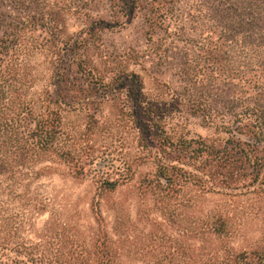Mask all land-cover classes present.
<instances>
[{
	"label": "trees",
	"instance_id": "obj_1",
	"mask_svg": "<svg viewBox=\"0 0 264 264\" xmlns=\"http://www.w3.org/2000/svg\"><path fill=\"white\" fill-rule=\"evenodd\" d=\"M192 1L198 4L182 9L180 0H115V25L111 26H123L124 21L141 14L152 42L150 49L156 56L161 55L160 33L177 40L197 35L202 43L200 54L212 61L210 72L229 81L230 77L222 73L229 45L247 41L253 46L264 39V0ZM185 16L191 18L192 24L182 25L180 21ZM20 17L8 21V14L0 9V192L8 198L0 200V264H264L263 244L243 251L230 246L228 219L222 213L206 211L202 202L197 206L193 200H184L177 207L186 211L199 208L202 216L191 220L184 215L177 224L180 215L176 214L174 204L188 184L197 188L199 198L211 193L237 192L244 189L240 182L249 179L250 168L262 170V105L244 106L234 127L228 129L232 136L223 148L210 146L202 138L183 137L175 142L162 128L154 137L169 157H160L158 149L141 146L159 161L155 173L136 188L134 196L141 204L153 200L163 223L148 221L150 230H140L126 205L117 201L112 207L115 219L110 234L101 211L102 202L98 200L92 206L96 227L82 229L77 221L63 222L61 214L51 213L49 221L36 228L32 216L48 212L47 202L27 199L18 194V189L28 195L31 182L49 170L36 168L46 162L59 160L76 177L85 174L86 163L75 155L77 145L68 138L63 114L88 108L91 100L106 97L100 89L110 84L86 60H64L60 52L52 50L55 43L31 36L39 29L51 31V26ZM83 43V38L78 39L72 47L77 50ZM38 55H47L45 65L53 68L48 85L40 91H36L43 79ZM192 73L189 75L195 77L196 73ZM135 78L136 125L147 134L150 130L146 114L139 112L142 85L139 77ZM255 79L258 86L254 91L259 96L261 78ZM115 80L124 84L126 77L118 76ZM121 168L130 171L125 162H120L116 171ZM102 185L113 194L120 181L108 180ZM14 203L20 205V210L11 213L10 205ZM171 229H175V234H170Z\"/></svg>",
	"mask_w": 264,
	"mask_h": 264
},
{
	"label": "rangeland",
	"instance_id": "obj_2",
	"mask_svg": "<svg viewBox=\"0 0 264 264\" xmlns=\"http://www.w3.org/2000/svg\"><path fill=\"white\" fill-rule=\"evenodd\" d=\"M114 1L0 0V9L8 14V21L20 16L22 19L23 16L24 21L48 24L53 28L51 31L39 29L31 36L39 41L55 43L52 50L60 52L64 60L74 57L86 60L106 84H110L100 89L106 97L91 100L88 108L63 114L68 138L72 142L75 140L77 145L75 155L86 163L85 174L76 177L59 160L46 162L36 167L37 170L45 167L49 170L31 182L29 196L26 191L18 189V194L26 195L27 199L47 202L48 212L32 216L37 229L49 221L51 213L61 214L63 222L77 221L82 229L96 227L92 206L100 200L110 234L115 219L112 207L117 201L126 205L133 220L138 221L140 230H150L148 221L163 223L161 213L153 200L141 204L134 195L136 188L155 173L159 161L141 146L158 149L160 157H169L156 141L154 134L159 133L156 131L164 129L175 142L183 137L202 138L210 146L223 148L232 136L228 129L234 127V122L244 112V106L262 105L264 118V39L256 41L253 46L247 41L229 45L222 68V73L230 77L226 81L210 72L212 61L200 54L202 43L197 35L177 40L160 33L161 55L156 56L150 49L152 42L141 14L127 19L123 26L112 27ZM192 4L198 3L180 0L182 9ZM180 22L182 25L192 24L191 18L186 16ZM82 38L83 46L74 50L72 44ZM46 57H37L43 79L36 91L47 86L52 75L53 68L45 65ZM190 73H196V76H190ZM118 76L126 77L124 84L119 85L116 80L113 82ZM135 76L139 77L142 85L140 92L143 99L139 112L146 114L144 118L150 130L147 134L136 125V109L133 106L138 98L133 81ZM258 77L262 86L259 96L254 91L258 86L255 78ZM242 139L249 141L246 137ZM120 162L127 163L130 171L122 168L116 171ZM249 174V179L240 182L243 190L211 193L202 198H199L197 188L188 184L178 194L175 199L178 201L174 204L177 207L178 202L193 200L197 206L204 203L206 211L210 209L222 213L228 219L230 246L236 251L262 246L264 167L258 171L250 168ZM257 176L260 177L256 181ZM108 180L120 181L116 193H107L102 187L103 182ZM5 195L0 192L1 201L8 199ZM10 209L11 213H16L20 205L14 203ZM198 209L186 211L177 207L176 214L180 217L176 223L179 224V220L182 222L184 215L191 220L200 219L202 214ZM178 226L175 228L178 229ZM171 230L170 234H175V229ZM27 236L34 238L32 234Z\"/></svg>",
	"mask_w": 264,
	"mask_h": 264
}]
</instances>
